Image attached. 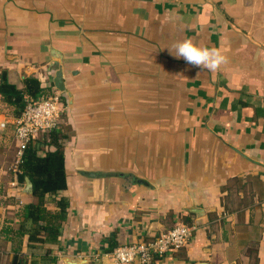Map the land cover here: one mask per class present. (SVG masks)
Listing matches in <instances>:
<instances>
[{"label":"crops","instance_id":"1","mask_svg":"<svg viewBox=\"0 0 264 264\" xmlns=\"http://www.w3.org/2000/svg\"><path fill=\"white\" fill-rule=\"evenodd\" d=\"M185 39L227 63L177 59ZM60 69L61 232L26 216L19 116L0 98V264H116V247L181 222L187 244L150 264H264V0H0V72L21 87Z\"/></svg>","mask_w":264,"mask_h":264},{"label":"trees","instance_id":"2","mask_svg":"<svg viewBox=\"0 0 264 264\" xmlns=\"http://www.w3.org/2000/svg\"><path fill=\"white\" fill-rule=\"evenodd\" d=\"M52 93L53 87H44L37 76H24L22 86L19 87L9 81L6 71L0 72L1 103H4L5 107H12L19 117L26 106L27 97L41 98ZM64 102L66 103V99ZM0 109L4 108L0 107ZM62 113V117H66ZM69 130L67 125L61 123L55 130L41 132L36 140L27 144L23 162L18 166L19 180L22 183L26 182V177L31 180L32 194L36 198V201L28 207L26 216L37 223V230H45L46 237L51 240L58 239L69 204L65 197L60 196V193L67 188V173L64 166L66 143L70 137ZM47 196L56 198L60 208L58 211L48 208ZM13 264H16V261Z\"/></svg>","mask_w":264,"mask_h":264},{"label":"built area","instance_id":"3","mask_svg":"<svg viewBox=\"0 0 264 264\" xmlns=\"http://www.w3.org/2000/svg\"><path fill=\"white\" fill-rule=\"evenodd\" d=\"M40 79L42 84L53 87V93L41 98L27 97L26 106L15 126L14 137L20 143L17 165L23 162L24 149L30 141L36 140L41 132L57 129L62 123L61 94L54 91L56 87L53 86V78L40 76ZM193 230V226L181 222L166 232L140 242L120 245L113 250L111 257L116 264H134L136 261L139 264H150L156 255L185 246Z\"/></svg>","mask_w":264,"mask_h":264},{"label":"clouds","instance_id":"4","mask_svg":"<svg viewBox=\"0 0 264 264\" xmlns=\"http://www.w3.org/2000/svg\"><path fill=\"white\" fill-rule=\"evenodd\" d=\"M169 51L177 59L183 58L188 65L209 72H216L227 63V56L218 48L201 47L190 39L175 42Z\"/></svg>","mask_w":264,"mask_h":264},{"label":"water","instance_id":"5","mask_svg":"<svg viewBox=\"0 0 264 264\" xmlns=\"http://www.w3.org/2000/svg\"><path fill=\"white\" fill-rule=\"evenodd\" d=\"M52 54H53V56L56 59L62 60L61 54L56 52V50L53 49L52 50ZM54 84H55L56 89H58L59 91H62V92L65 91V83H64V79H63V71L61 69L58 70L56 75H55ZM121 175H124V174H121ZM135 181L139 182V183L148 184V182L146 180L141 179V178H137V179H135ZM25 192H29V193L33 192L32 183H31V180L28 177H26ZM191 211L195 212L198 215H202V214L205 213L204 210L199 209V208H192ZM85 263H86L85 259H70L69 258L67 260V264H85Z\"/></svg>","mask_w":264,"mask_h":264}]
</instances>
